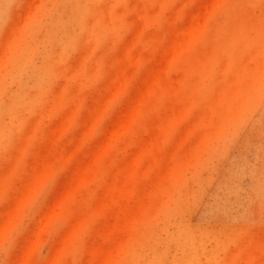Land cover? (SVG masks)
<instances>
[{
	"label": "rangeland",
	"instance_id": "obj_1",
	"mask_svg": "<svg viewBox=\"0 0 264 264\" xmlns=\"http://www.w3.org/2000/svg\"><path fill=\"white\" fill-rule=\"evenodd\" d=\"M0 264H264V0H0Z\"/></svg>",
	"mask_w": 264,
	"mask_h": 264
}]
</instances>
